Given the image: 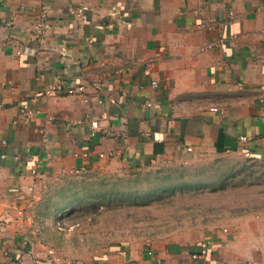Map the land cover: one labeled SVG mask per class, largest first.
<instances>
[{
    "label": "crops",
    "instance_id": "0c3cea01",
    "mask_svg": "<svg viewBox=\"0 0 264 264\" xmlns=\"http://www.w3.org/2000/svg\"><path fill=\"white\" fill-rule=\"evenodd\" d=\"M216 154L264 163V0H0V264H264V209L77 261L39 230L44 189L71 173Z\"/></svg>",
    "mask_w": 264,
    "mask_h": 264
},
{
    "label": "rangeland",
    "instance_id": "374dc122",
    "mask_svg": "<svg viewBox=\"0 0 264 264\" xmlns=\"http://www.w3.org/2000/svg\"><path fill=\"white\" fill-rule=\"evenodd\" d=\"M43 192L38 209L54 219L39 230L59 247L55 256L77 261L112 243L187 238L245 209H264V163L208 155L135 173H71Z\"/></svg>",
    "mask_w": 264,
    "mask_h": 264
},
{
    "label": "built area",
    "instance_id": "2783aa9c",
    "mask_svg": "<svg viewBox=\"0 0 264 264\" xmlns=\"http://www.w3.org/2000/svg\"><path fill=\"white\" fill-rule=\"evenodd\" d=\"M91 10V6L88 3H80L79 6L77 7L76 10V15L82 17L83 20L86 19V13H88ZM117 14V9L115 7H111L109 10V15L110 16H115ZM200 26H205V23H201ZM47 25L42 22L41 20H37L35 21V23L33 24V30L37 36V40L39 42L42 41L43 36L45 34V32L47 31ZM152 84L155 85L156 81H152ZM59 88V87H57ZM85 91H86V87L83 84H71L69 86L66 87L65 92L67 94H71V95H77L79 96L83 101H87L88 97L85 95ZM147 106H150L151 103L148 102L146 103ZM212 110H215V108H212ZM93 126H95V123H93ZM241 140H245L246 137L245 136H241L240 137ZM4 143V142H3ZM186 150H191L190 147H186ZM246 155H248V153H246ZM32 174H38L40 175V173H38L37 169H32ZM2 229V226L0 224V230ZM24 241H27L28 238L24 237L23 238ZM201 253H206V249L205 248H201Z\"/></svg>",
    "mask_w": 264,
    "mask_h": 264
},
{
    "label": "trees",
    "instance_id": "16d2710c",
    "mask_svg": "<svg viewBox=\"0 0 264 264\" xmlns=\"http://www.w3.org/2000/svg\"><path fill=\"white\" fill-rule=\"evenodd\" d=\"M130 198V197H129ZM136 198V196L132 197V200L134 201V199Z\"/></svg>",
    "mask_w": 264,
    "mask_h": 264
}]
</instances>
